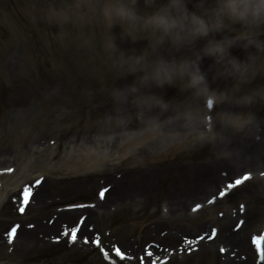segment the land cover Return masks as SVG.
Instances as JSON below:
<instances>
[{"label":"rangeland","instance_id":"rangeland-1","mask_svg":"<svg viewBox=\"0 0 264 264\" xmlns=\"http://www.w3.org/2000/svg\"><path fill=\"white\" fill-rule=\"evenodd\" d=\"M102 2L0 0V170L11 174L6 180L0 176L4 189L0 234L18 221L14 214L21 185L46 178L48 195L59 199L65 192V179L76 177L71 183L81 184L86 191L71 203L93 201L100 189L98 181L113 180L128 170H134L130 180L139 174L147 179L149 199H140L136 210L127 209L111 220L103 219L102 227L123 223L122 231L133 230L135 234L130 237L140 239L139 253L144 252L147 239H154L141 234L148 227L138 229L139 223H150L151 218L153 223L162 220L161 231L195 238L206 226L221 230L222 225L211 220L218 221L220 213L231 211L232 203H239L246 205L254 228L264 218V184L259 183V177L264 176V96L259 94L264 89V75L236 91L234 79L220 74L224 64L204 57L200 66L215 92L198 99L190 90L152 86L142 91L165 100L168 109L137 111L127 87L140 74L118 70L110 44L113 38L117 55H140L150 50V41H132L119 24L109 30L100 11ZM188 7L193 9L192 3ZM138 8L145 10L144 0H139ZM205 43L201 39L190 48L176 50L165 42L158 53L165 57L191 56ZM231 53L245 58L239 47H233ZM115 88L125 89L121 96L129 97L127 103H114ZM250 90L257 94L250 98ZM208 99L214 101V108L207 107ZM255 136L260 143L255 142ZM69 147L73 152L68 156L65 152ZM65 158L71 165L63 164ZM229 168L230 174L213 197L217 198L227 184L243 175H250V181L226 195L228 202L224 200L215 208V201L206 203L211 194H195L210 175L221 177L220 172ZM100 170L105 175L97 176ZM127 177L122 175L119 185H127ZM173 203L181 207L179 212L173 211ZM38 205L32 206L24 219L37 224L40 217L46 216L48 221L47 213L39 215L42 212ZM230 215L233 230L235 222ZM197 219L206 225L194 231L191 226ZM75 222L73 219L68 224ZM133 222L138 225L130 226ZM34 233L35 239L38 233ZM247 233L249 236L251 230ZM181 239L168 237L164 247L178 248ZM216 246L218 251L223 244L219 240ZM3 248L0 246V264H108L98 250L85 254L60 244L14 253ZM203 264H215L213 254Z\"/></svg>","mask_w":264,"mask_h":264},{"label":"clouds","instance_id":"clouds-1","mask_svg":"<svg viewBox=\"0 0 264 264\" xmlns=\"http://www.w3.org/2000/svg\"><path fill=\"white\" fill-rule=\"evenodd\" d=\"M138 3L139 0H103L100 8L109 30L119 24L123 34L132 41L140 38L150 41V50L140 55L123 52L117 55L113 38L110 44L114 66L125 74H140L136 82L127 87L137 111L168 109L165 100L142 91L152 86L190 90L198 99L215 92L200 66L204 57L224 64L220 74L234 79L236 91L244 89L258 75H264V0H165L163 3L144 0V11L139 10ZM189 3L193 5L191 10ZM214 34L220 38L210 39ZM201 39L206 43L191 56L165 57L158 53L165 42L181 50ZM233 47H239L245 58L232 55ZM124 92L125 89L113 90L114 103L128 102L127 95L121 96ZM255 94L250 90V98ZM259 94L264 96V89Z\"/></svg>","mask_w":264,"mask_h":264},{"label":"bare ground","instance_id":"bare-ground-1","mask_svg":"<svg viewBox=\"0 0 264 264\" xmlns=\"http://www.w3.org/2000/svg\"><path fill=\"white\" fill-rule=\"evenodd\" d=\"M72 149L69 147V150H67L65 153L66 155L68 154V156L72 153ZM53 157L56 158L57 157V152L53 153ZM68 158H65L64 160H67ZM1 163H4L3 161H1ZM64 165H71V162H69L68 160L63 162ZM143 169H146L145 167H143ZM139 185H137V181L134 184H131L133 186V188L131 190H127L126 192H123L122 194H120L118 192V188H114L110 191L106 201L110 200V199H114L116 200V208L117 209L118 207H121L123 208L124 206H127V207H136L137 204L139 203L140 199H144L146 198V195L147 192H146V182H145V179L143 177H141V175L139 174ZM260 183V186H262L264 184V179H260L259 181ZM137 187V188H135ZM45 189H40L38 191V193L36 194V196H38L39 194V197H38V201H39V209H48L51 207V205L53 204L54 200L52 201V203H49L50 200L45 198ZM196 193L198 195H204V191H201V190H198L196 191ZM174 207H173V211L176 212V211H180L179 210V206L176 204H173ZM107 208V204L105 202V204H100L98 206V211L101 212L103 214L104 217H111L113 215V212H111L110 214H105L103 209ZM75 214H77V212H71V213H61L60 215V219L57 220L55 222V224L53 226H45V225H40L39 227V230L41 231V233L43 234H48L50 232H54V231H58L60 230V221L61 220H67L68 218L74 216ZM191 218H194L193 216ZM89 220V219H88ZM228 224H229V221L227 220L224 224H223V227H224V233H223V240H226L228 244H230L231 246H238L241 248V251L245 252L247 254V256L250 257V255H252L253 251H252V248L251 246L247 245L245 243V240H244V235L243 234H232L229 232V229H228ZM196 228V227H195ZM157 229H152L151 231L147 232L146 235H150L152 233H156ZM30 232H27V231H23L21 233V243L19 242V246L20 248L23 246L26 248V249H30L31 246H34L37 244L39 246H45V243L44 241H41V240H33V241H29L30 240ZM20 237V236H19ZM242 256V255H241ZM225 264H241V262H236L235 260H228L225 262ZM245 264H251L250 262V259L247 263Z\"/></svg>","mask_w":264,"mask_h":264},{"label":"snow or ice","instance_id":"snow-or-ice-1","mask_svg":"<svg viewBox=\"0 0 264 264\" xmlns=\"http://www.w3.org/2000/svg\"><path fill=\"white\" fill-rule=\"evenodd\" d=\"M214 101L212 100V99H208V101H207V107L208 108H214ZM209 120H211V117H209ZM250 178V175H245L242 179H237L236 181H235V184L233 185V184H229L228 185V187L229 188H233V187H235L236 185H240V184H242L245 180H248ZM36 183H40V181H37ZM104 191H106V189L105 190H102L101 192H100V197L101 198H103V196H104ZM225 195V192H220V196H224ZM24 205H26L27 203H28V199H27V197H25V199H24ZM197 207H199V205H197ZM241 210H243V205H241ZM20 211L21 212H23L24 211V207L23 206H21V208H20ZM76 229H73V231H72V234H71V240L74 242L75 241V239H76V235H75V233H76ZM15 233H16V228L15 227H13L12 228V230H11V232L8 234V238H9V242H11L14 238H15ZM65 235H68V233H65ZM86 239V238H85ZM97 243H99V242H97ZM115 253H116V256L117 257H119L121 260H124V259H126L127 257L125 256V253L124 252H122L119 248H116L115 249ZM105 254V257H107L108 256V253L107 252H105L104 253ZM151 255V253H149V256Z\"/></svg>","mask_w":264,"mask_h":264}]
</instances>
